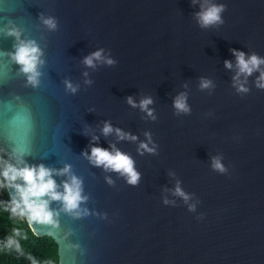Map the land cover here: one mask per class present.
Wrapping results in <instances>:
<instances>
[{
	"label": "water",
	"instance_id": "1",
	"mask_svg": "<svg viewBox=\"0 0 264 264\" xmlns=\"http://www.w3.org/2000/svg\"><path fill=\"white\" fill-rule=\"evenodd\" d=\"M200 2L0 0V151L11 159L19 149L29 164L71 165L88 197L80 205L87 215L52 201L57 225L27 223L59 245L60 264H264V89L254 71L249 91H237L231 51L264 57V0H215L225 5L223 23L207 28L195 16ZM49 16L55 29L42 22ZM8 27L42 50L35 86L7 55L17 43ZM97 49L116 63L86 66ZM201 77L212 86L200 88ZM66 80L78 85L75 93ZM180 92L188 113L173 107ZM128 96H150L156 119ZM105 121L138 139L105 136ZM146 132L151 153L138 151ZM92 144L128 153L139 183L91 164L82 152ZM214 156L225 172L212 168ZM177 180L191 194L187 203L171 191ZM6 190L11 199L14 190Z\"/></svg>",
	"mask_w": 264,
	"mask_h": 264
},
{
	"label": "clouds",
	"instance_id": "2",
	"mask_svg": "<svg viewBox=\"0 0 264 264\" xmlns=\"http://www.w3.org/2000/svg\"><path fill=\"white\" fill-rule=\"evenodd\" d=\"M192 2L196 4L200 0H192ZM224 10L225 5L222 3H216L215 0H203V2H200V11L195 13L197 23L203 28L222 24V13ZM42 22L50 29L56 28V19L54 17H42ZM4 31L7 35L14 36L17 40L14 50L11 53H7V55L19 65V71L26 75L27 82L33 86L37 85L41 74L38 70V65L43 63L41 59L42 50L33 40L21 39L20 31L15 27H8ZM103 51V49H97L91 52L83 58V63L89 67H95L96 63L101 61L109 65L115 64L116 61L111 57L104 56ZM231 51L236 61L235 67L237 71L233 76V85L237 91H249L245 86L246 78L254 71L260 73L256 78V86L264 89V68H261V65L264 64V57L256 53L248 54L238 49H232ZM224 65L226 68H233L231 60L226 59ZM84 75L87 76V72ZM241 75H243L244 80H241ZM86 83H91V81L86 80ZM199 86L202 89L209 88L212 86V82L207 78L201 77ZM65 87L72 93H75L78 89V85H74L68 80L65 81ZM127 103L133 107L138 106L152 119H156L155 115H153L154 110L148 107L153 103L150 96L142 98L139 102L135 101L132 96H128ZM173 107L177 113H188L191 111L185 92H180L174 97ZM101 131L105 136L115 131L118 139H138L132 133L125 132L118 127L114 128L109 121L104 122ZM145 136L148 137V142L141 141L138 151L154 152L155 145L149 147L151 134L146 132ZM92 139L95 141L99 137L93 136ZM82 154L94 166H102L105 170L118 172L125 177L128 184L136 185L139 183L141 174L135 168L134 159L128 153L116 148L114 144H110L108 148L99 144H92L89 150L83 151ZM9 156L11 159L0 156V189L10 186L14 190L11 193L9 202L12 214H18L21 218H25L29 225L37 223L55 226L58 221L54 217L58 216L59 213L50 207L52 201H59L61 210L70 213L74 217L88 214L87 208L80 207L81 202L88 199L87 196L82 195V179L71 171V165L65 164L63 168L56 169L43 163L29 164L24 159L23 151L19 149H13ZM211 166L214 170L221 173L226 171L220 156L212 157ZM55 176H65L66 179L58 184ZM108 182L112 183V180L108 178ZM171 191L174 195L183 198L186 203L190 200L191 194L183 190L179 180H177L175 188ZM163 203L165 205L174 204L175 201L164 197ZM188 207L192 211L195 209V204H189ZM200 218L202 219V216ZM48 243L52 244L55 249H59V245L50 237L48 238ZM49 264H60L58 251L53 257H49Z\"/></svg>",
	"mask_w": 264,
	"mask_h": 264
},
{
	"label": "trees",
	"instance_id": "3",
	"mask_svg": "<svg viewBox=\"0 0 264 264\" xmlns=\"http://www.w3.org/2000/svg\"><path fill=\"white\" fill-rule=\"evenodd\" d=\"M9 202L6 188L0 189V264H49L58 250L49 237L35 236L25 218L12 214Z\"/></svg>",
	"mask_w": 264,
	"mask_h": 264
}]
</instances>
